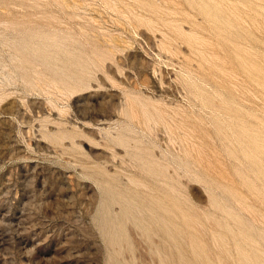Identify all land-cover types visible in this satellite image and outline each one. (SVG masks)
<instances>
[{"label": "rangeland", "instance_id": "obj_1", "mask_svg": "<svg viewBox=\"0 0 264 264\" xmlns=\"http://www.w3.org/2000/svg\"><path fill=\"white\" fill-rule=\"evenodd\" d=\"M0 264H264V0H0Z\"/></svg>", "mask_w": 264, "mask_h": 264}]
</instances>
